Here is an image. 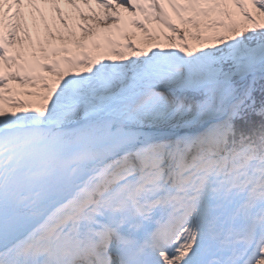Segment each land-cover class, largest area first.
<instances>
[{
  "label": "snow or ice",
  "instance_id": "snow-or-ice-1",
  "mask_svg": "<svg viewBox=\"0 0 264 264\" xmlns=\"http://www.w3.org/2000/svg\"><path fill=\"white\" fill-rule=\"evenodd\" d=\"M0 264H264V0H0Z\"/></svg>",
  "mask_w": 264,
  "mask_h": 264
},
{
  "label": "rangeland",
  "instance_id": "rangeland-1",
  "mask_svg": "<svg viewBox=\"0 0 264 264\" xmlns=\"http://www.w3.org/2000/svg\"><path fill=\"white\" fill-rule=\"evenodd\" d=\"M178 22V21H177ZM183 27V25H181ZM150 27V25H149ZM131 31H136L135 29H130ZM193 31H195V29H193ZM140 34H138L139 36ZM162 43H169V41H165V40H161ZM190 43H193V44H196L197 41H194V40H189ZM150 43V41H147L146 39H137V44L138 46H141V47H146L147 44Z\"/></svg>",
  "mask_w": 264,
  "mask_h": 264
},
{
  "label": "bare ground",
  "instance_id": "bare-ground-1",
  "mask_svg": "<svg viewBox=\"0 0 264 264\" xmlns=\"http://www.w3.org/2000/svg\"><path fill=\"white\" fill-rule=\"evenodd\" d=\"M154 27V25H150V28Z\"/></svg>",
  "mask_w": 264,
  "mask_h": 264
}]
</instances>
